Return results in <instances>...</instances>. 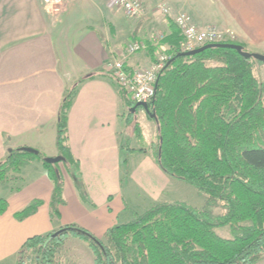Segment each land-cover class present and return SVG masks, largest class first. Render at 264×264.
<instances>
[{"label":"crops","instance_id":"1","mask_svg":"<svg viewBox=\"0 0 264 264\" xmlns=\"http://www.w3.org/2000/svg\"><path fill=\"white\" fill-rule=\"evenodd\" d=\"M141 2L142 15L130 19L110 0H64L57 16L45 12L42 0H0V161L21 147L43 158H64L56 163L64 200L57 217L49 213L53 180L40 160L23 168L13 180L16 186H0V198L7 201L0 216V264H16L19 249L32 236L77 225L102 239L129 206L183 201L178 199L182 183L159 167L141 123L130 122L131 101L111 75L112 61L122 59L128 73L148 68L169 49L173 19L182 12L197 26L230 32L231 43L264 55V0ZM133 41L146 48L126 55ZM74 86L66 125L70 157L65 158L56 144L58 113L65 91ZM131 140L144 146L125 149ZM35 199L41 201L36 211L17 220L14 213Z\"/></svg>","mask_w":264,"mask_h":264},{"label":"trees","instance_id":"2","mask_svg":"<svg viewBox=\"0 0 264 264\" xmlns=\"http://www.w3.org/2000/svg\"><path fill=\"white\" fill-rule=\"evenodd\" d=\"M175 29L167 42L169 59L158 73L149 104L156 127L152 155L167 175L206 195L205 204L197 208L174 201L141 208L131 219L110 227L102 239L77 225H66L28 238L16 264H61L58 248L68 236L87 244L94 264L259 261L264 253V80L254 75L252 59L233 49L208 48L192 56L179 55L183 37ZM75 90L74 86L65 91L58 113L56 144L65 158L70 157L66 125ZM35 158L53 180L49 213L57 217L64 200L56 163H45L39 153L13 149L0 161V182ZM40 203L31 201L14 213L15 218L23 220ZM217 203L222 213L212 216L210 208ZM6 210L7 201L0 198V216ZM221 227H227L231 236H220L216 229ZM30 250L35 256L27 262L22 255Z\"/></svg>","mask_w":264,"mask_h":264},{"label":"built area","instance_id":"3","mask_svg":"<svg viewBox=\"0 0 264 264\" xmlns=\"http://www.w3.org/2000/svg\"><path fill=\"white\" fill-rule=\"evenodd\" d=\"M113 6L121 9L124 15L130 19L139 18L143 13L141 0H110ZM47 14L57 16L63 9L64 0H42ZM163 14L168 15L169 9L159 6ZM174 23L183 37L179 45L180 52H186L206 44L228 42L230 32H223L216 27L197 26L187 13H178L174 17ZM146 48L142 41H133L126 46L125 54L132 55ZM169 59L166 53H160L151 65L145 70H135L128 73L123 67V60H114L110 63L112 77L118 83L120 89L128 96L131 102H144L150 104L155 95V83L158 73Z\"/></svg>","mask_w":264,"mask_h":264},{"label":"rangeland","instance_id":"4","mask_svg":"<svg viewBox=\"0 0 264 264\" xmlns=\"http://www.w3.org/2000/svg\"><path fill=\"white\" fill-rule=\"evenodd\" d=\"M223 32H226V31H223ZM228 42H231V41H228ZM143 50H145V49H143ZM143 50H141V51H143ZM119 60L120 59H118L117 61H119ZM112 62H111V64H112ZM251 62L253 65L254 75L259 80H264V63L259 62V61L254 60V59H252ZM209 64H212V62H210ZM142 70H145V69H142ZM128 116L130 118L131 123H139V124L141 123V127L143 129V134L145 137L144 139L147 142H148V140H151V139L153 140V146L148 147V149L150 150V152L152 154L154 151V144L156 142V135L150 133L149 127L153 128L152 125L154 122L144 112V110L141 107H138L132 113H128ZM152 132H153V129H152ZM135 146L143 147L144 143L143 142L137 143L136 141H133V140H131L129 142V144L125 143V149L127 147H135ZM124 155H125V153H124ZM34 160H38V158L32 159L31 161H29V163H32ZM22 171H23V169L21 170V172ZM21 172H19V173L15 172V171L9 172L6 176V180H4L3 182H0V186L8 185V184L16 186L18 184V182H13V180L18 179L19 176L21 175ZM179 181L182 183L183 189L180 192L181 195H180V197H178V199L183 200L184 202H186L187 204H189L191 206H194L197 208L202 207L206 202V195L198 192L192 185H190L186 182H183L181 180H179ZM133 212H140V209H137L136 206L135 207L129 206L127 213L125 214L124 217L121 218L120 222L127 221V220L131 219V216H132L131 214ZM221 213H222L221 204L217 203L216 205H214L213 207L210 208V215H212V216H216V215L221 214ZM216 232L222 237H230L231 236L229 229L227 227L217 228ZM69 237H71V236L66 237L64 239L62 245L58 248L57 258L59 257V261L61 262V264H94L93 253L91 252L89 247L86 246L87 244H85L84 241L81 242V243H83L82 246L78 245V244H72L71 242H69V239H68ZM32 256H35V253H34V251H31V250L24 252L22 255V257L27 258L25 260L27 262H29L28 257L30 258ZM255 264H264V253L261 256V258L259 259V261L256 262Z\"/></svg>","mask_w":264,"mask_h":264},{"label":"water","instance_id":"5","mask_svg":"<svg viewBox=\"0 0 264 264\" xmlns=\"http://www.w3.org/2000/svg\"><path fill=\"white\" fill-rule=\"evenodd\" d=\"M208 48H228V49H233L235 50L239 55H241L243 58L245 59H254L257 60L259 62L264 63V55L260 54V53H255V52H249L246 51L243 46L236 44V43H231V42H223V43H213V44H206L203 45L201 47H198L196 49L190 50V51H186V52H180L179 55H184V56H192L195 54H198L202 51H204L205 49ZM172 60V59H171ZM157 84V81L155 83V86ZM149 104L148 103H144V102H138L135 103L133 106H131L129 108V112H134L138 107H141L144 112L150 117V118H155V114L150 112L149 110ZM156 122V120H155ZM24 151L29 152V153H38L37 150L30 148V147H21ZM64 158L61 156L58 157H45L43 158L45 163L48 164H55L58 163L60 161H62Z\"/></svg>","mask_w":264,"mask_h":264}]
</instances>
